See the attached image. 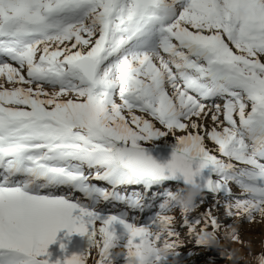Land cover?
<instances>
[{"label":"snow or ice","instance_id":"snow-or-ice-1","mask_svg":"<svg viewBox=\"0 0 264 264\" xmlns=\"http://www.w3.org/2000/svg\"><path fill=\"white\" fill-rule=\"evenodd\" d=\"M0 56L16 65L0 63V264H49L62 230L88 240L64 264H87L97 234V264H171L182 242L165 213L170 194L189 184L202 190L198 206L205 193L223 194L225 215L264 217V0H0ZM216 97L224 103H203ZM192 117L214 126L202 135ZM177 131L187 134L165 164L141 146ZM205 135L228 162L210 154ZM168 182L176 189L153 193L159 211L143 224L95 207L114 200L143 212L152 205L139 193L115 189ZM60 186L89 203L51 191ZM201 224L213 234L223 227L210 211L182 216L190 236Z\"/></svg>","mask_w":264,"mask_h":264},{"label":"rangeland","instance_id":"rangeland-1","mask_svg":"<svg viewBox=\"0 0 264 264\" xmlns=\"http://www.w3.org/2000/svg\"><path fill=\"white\" fill-rule=\"evenodd\" d=\"M226 40V37H225ZM264 60V57L261 58ZM7 62L16 66L14 62L10 61L7 57L0 56V63ZM158 63V62H157ZM26 74V70H25ZM6 87H13V85H5ZM22 87L27 88L28 85L24 84ZM33 90H35V85H32ZM42 88L45 92L51 94L54 90L59 91L58 86L54 89L53 86L48 84H42ZM46 89V90H45ZM52 92H49L51 91ZM166 91L171 95L172 89L166 85ZM191 95L195 96V93H190ZM43 98V97H41ZM67 97H65L66 99ZM114 100L117 104L120 103L118 95L114 96ZM206 105L212 106L215 104L222 105L224 101L216 97L214 99H209L207 101H203ZM214 110V109H213ZM208 111V108L205 109ZM126 118L130 120L128 117V113H123ZM137 116H142L145 119L150 120L157 129L161 131H165L163 127L156 121H153L151 117H149L146 113H140L138 111L134 112ZM223 119V116L220 115V120ZM238 119V118H237ZM192 121L197 122L198 124H203L204 129L198 130L200 134L204 135L205 130H210L214 125L211 121L210 117H192ZM191 121H186V123L190 124ZM218 131L221 130L220 128L217 129ZM188 131H192L189 127ZM185 132L177 131L175 133H169L166 137H162L156 141H152L148 144H141V146H147L150 148L153 147H161L164 149H171L173 150L175 146V138L179 136L186 135ZM204 144L206 149L210 151V154L215 155L218 159L227 161L226 157L220 155L218 151V146L214 144V142L207 139L205 135ZM232 163H236L232 161ZM242 167V165H239ZM87 168H85L86 174L89 172ZM94 171V170H91ZM90 183L96 185L97 187L104 188L109 192L113 191L111 185L107 184L104 181H96L90 180ZM169 184L166 183L162 187H153L151 190L145 192L143 186H121L115 189L117 193L124 197H130L134 193H139L142 202L145 204L152 205L151 208L146 209L143 212L133 211L127 207L125 203H121L119 201L109 200L107 202L100 201L95 207L104 213L107 214H120V213H127L129 217L135 216L137 217V222L143 224L146 222L151 216H153L157 211H159L158 205L161 202L160 198H156L153 200V193L161 192L163 187H168ZM64 187L72 193L70 196L74 199L79 200L81 203L88 204L89 200L85 197V195L81 192L74 191L73 189L67 186H60ZM172 189H176V185H171ZM232 193L234 194L235 198L244 199L245 196L242 195L241 190L235 184L230 185ZM55 194L63 195L64 191H59V187L51 190ZM226 198L223 194H221L218 198H214L213 196H206L205 202L201 204L198 209L188 216L189 220H194L195 218L199 217L202 213L210 211L213 216L219 218L220 224L223 226L216 234L219 239V243L221 245L220 249H212L205 246H198L195 243V238L193 235L188 234V230L186 227H181L182 216L178 212V210H173L166 212V215L173 217L172 227L175 228L177 232H179V239L182 242V246L177 249L178 255L176 256L177 264H233V262L227 259V255L232 253L233 250H238V254L242 257L239 261V264H258V258L264 256V217H260L256 215L255 218L250 222L247 217L245 216H227L225 215V208L223 207ZM203 225H196L195 230L199 231ZM230 226V227H229ZM97 229L100 227L99 223L96 225ZM118 231L120 230L117 226ZM234 228L236 233L238 234L239 240L242 241L241 244H237L231 241L229 238H226L225 232L226 230H230ZM211 231V228L208 229ZM96 239L99 241L100 237L97 234ZM173 240L175 238H172ZM61 245L64 246L63 250L61 249ZM102 246V242H101ZM88 248V240L87 237H81L76 234H72L69 236L66 230H62L57 234L56 243L50 245L47 249L49 264H64V260L66 258L71 257L72 255H81L83 254L86 249ZM114 252H121L122 249H113ZM99 260V251L97 248H92L90 250L89 258L87 260V264H97ZM118 264H123V261H119Z\"/></svg>","mask_w":264,"mask_h":264},{"label":"clouds","instance_id":"clouds-1","mask_svg":"<svg viewBox=\"0 0 264 264\" xmlns=\"http://www.w3.org/2000/svg\"><path fill=\"white\" fill-rule=\"evenodd\" d=\"M202 197V190L199 185L189 184L183 188H181L178 193H172L169 196V203L173 204V210H178L181 216L188 217L192 213H194L198 209V200ZM226 238H229L231 241L241 244L242 241L239 240L238 234L234 228L230 230H226L225 232ZM193 236L195 240L199 239L203 246L212 248V249H220L221 245L219 243V239L217 234L211 233V231L205 230H194ZM98 241L91 242V249L96 248ZM231 261L233 264H239V261L242 257L238 254V250H233ZM128 264H138V261L135 257H131L128 260ZM171 264H177L176 257L172 258Z\"/></svg>","mask_w":264,"mask_h":264},{"label":"water","instance_id":"water-1","mask_svg":"<svg viewBox=\"0 0 264 264\" xmlns=\"http://www.w3.org/2000/svg\"><path fill=\"white\" fill-rule=\"evenodd\" d=\"M145 148V152L147 155L151 156L159 164H165L171 158L172 151L171 149H164L161 147H147L142 146ZM168 184H175L174 182H168ZM176 185V184H175Z\"/></svg>","mask_w":264,"mask_h":264},{"label":"bare ground","instance_id":"bare-ground-1","mask_svg":"<svg viewBox=\"0 0 264 264\" xmlns=\"http://www.w3.org/2000/svg\"><path fill=\"white\" fill-rule=\"evenodd\" d=\"M45 90H46V89H45ZM49 92H52V90H51V91H49ZM204 195H205V197H206V196H213V195H212V194H210V193H205Z\"/></svg>","mask_w":264,"mask_h":264}]
</instances>
